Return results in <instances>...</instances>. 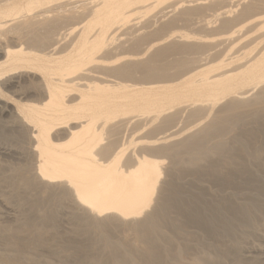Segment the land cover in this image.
<instances>
[{
  "label": "bare ground",
  "instance_id": "1",
  "mask_svg": "<svg viewBox=\"0 0 264 264\" xmlns=\"http://www.w3.org/2000/svg\"><path fill=\"white\" fill-rule=\"evenodd\" d=\"M263 156L264 0H0V264H264Z\"/></svg>",
  "mask_w": 264,
  "mask_h": 264
},
{
  "label": "rangeland",
  "instance_id": "2",
  "mask_svg": "<svg viewBox=\"0 0 264 264\" xmlns=\"http://www.w3.org/2000/svg\"><path fill=\"white\" fill-rule=\"evenodd\" d=\"M176 29H189L190 30V28L188 27H184L183 25H179ZM3 131H4V133L10 138V137H12L11 139L12 140H10L9 138V140L12 142L13 141V135L9 132V131H7L5 128H3ZM7 133H6V132ZM8 134H10V135H8ZM12 135V136H11ZM264 157V156H263ZM189 175L188 176H185V178H184V181L186 182L187 181V185L188 186H186L187 188L186 189H188L189 187H190V185L192 186V184H194V183H191V184H189L190 183V178H192V177H189ZM205 179V181L204 180H202V179ZM187 179V180H186ZM209 179H210V181L211 182H208L209 181ZM189 181V182H188ZM201 181H203V183L201 182ZM215 183H214V182ZM217 180H214V179H212V178H207V177H203L202 176V178L200 179V181H198L200 184H199V186H204L205 185V187H206V189H204V191H203V189L201 190V188L200 189H198L199 191L201 190V193H202V197H206V198H212L211 196H213L212 195V191H210V190H213V192L215 191H217L218 189V191H219V193L220 194H222V195H220V196H225L226 194H228V193H226L227 192V190H228V192L229 191H231V192H234V193H239L240 191H237V189L239 188L237 185H236V187L237 188H235V185L234 186H228V185H225V187H224V185H222V184H219L220 182L219 181H217ZM213 182V183H212ZM219 182V183H218ZM216 183H218V184H216ZM195 185V184H194ZM193 185V186H194ZM220 185H221V187H220ZM193 186H192V188H193ZM198 187L199 188V186L198 185H195L194 186V189H195V187ZM208 186V187H207ZM226 186H227V188H226ZM218 187V188H217ZM210 188V189H209ZM214 188V189H213ZM225 188V189H224ZM231 188H235V189H231ZM224 189V190H223ZM244 189V190H243ZM254 189V190H253ZM256 189V186L255 187H252L251 188V186L250 187H248V186H242L241 187V193H242V191L244 192V194L246 193V192H256L257 190H255ZM208 190V191H207ZM223 190V191H222ZM238 190H240V188L238 189ZM203 191V192H202ZM205 191H207V192H205ZM246 191V192H245ZM209 192H210V194H209ZM225 192V193H224ZM231 192H229V193H231ZM241 193H239V196L237 197V195H236V197H235V195H234V197H235V199H237L238 200V198H239V200L241 199L242 200V198L244 197L243 196V194H241ZM224 194V195H223ZM210 195V196H209ZM242 196V197H241ZM264 197V196H263ZM20 213H17L15 216H14V214L11 216H9V215H7V213H1L0 214V217H2L1 219H0V237H4V235H2L3 233L4 234H6L5 236H7L8 235V233H9V235H15L16 234V232H15V230L14 229H16L15 227H17V228H19V226L25 221V217L24 216H20L19 215ZM263 215H264V213H263ZM257 216V215H256ZM11 217H13V218H15V219H13V218H11ZM260 217V216H259ZM258 216L257 217H255V220L254 221H256V222H252V223H249V224H251V225H249L248 224V226L246 227V229L247 228H249V230L247 229L246 231H248V232H250V233H246V234H249V235H246V234H242V232L241 233H237L236 235H237V238L236 237H233L234 239H237L236 241L238 242V245H240L241 247H243L242 249L243 250H245V249H247V248H251V246L253 247V246H264V240L262 241V238L261 237H258L259 236V234H258V236L257 235H255V234H257V233H255V231H254V229H257V231H259V230H261V231H259V232H264V216H262L261 215V217H263L262 219H261V217L259 218ZM4 218V219H3ZM259 220H258V219ZM3 219V220H2ZM17 219V220H16ZM24 219V220H23ZM16 220V221H15ZM258 221V222H257ZM255 223V224H254ZM2 224V225H1ZM252 224H253V227H249V226H252ZM4 225V227H2ZM10 225V226H12L13 227V229H9L8 228V226ZM6 226H7V228H6ZM192 227H190V230H189V227H188V230H189V232L190 231H192L191 232V235H189V236H191V238H190V240H192L191 241V244L193 245L194 244V247L193 248H191V250L189 251V253L191 254V253H197V252H203V251H205V250H207L208 251V246H209V243H212V242H214V240H215V237H213L212 235H209L208 236V233H206V232H204L203 231V229L200 227V226H198V225H191ZM194 226V227H193ZM198 226V227H197ZM254 226H256V227H260L259 229L258 228H254ZM200 227V228H199ZM4 228V229H3ZM253 228V229H252ZM6 229V230H5ZM9 230L10 231H13L14 232V234H13V232H9ZM253 230V231H252ZM196 233H195V232ZM194 232V235H192V233ZM254 232V233H253ZM12 233V234H11ZM49 232H43V234H45V235H43L45 238H49L50 237V235L48 234ZM28 234L29 235H32V234H30L29 232H23V234H18V236L20 237V235H21V237H25V235H27L28 236ZM38 233H36V235H37ZM51 234V233H50ZM201 234V235H200ZM204 234V235H203ZM241 234V235H240ZM206 235V236H205ZM242 235H246L247 236V238H246V236L244 237V236H242ZM192 236H194V237H192ZM206 237V238H205ZM211 237H213V238H211ZM257 238V239H256ZM261 238V239H260ZM246 240V241H245ZM200 241V242H199ZM241 241V242H240ZM259 241V242H258ZM207 242V243H206ZM56 243V242H55ZM199 243V244H198ZM54 244V242L52 243L51 242V245H52V247H51V245L49 244V245H43L42 247H41V249L40 250H36V249H39V247L38 248H33V249H28V251H30V252H26V253H33L34 255H36V254H41L42 255V253H43V255L44 254H46L48 257H50L49 259L51 260H53V262L54 261H58L59 260V262H63V260L66 258L65 256H63V254L64 255H66V253H63V252H60V245L58 244V246H57V244L55 245H53ZM198 244V245H197ZM47 246H49V247H47ZM196 246V247H195ZM199 246V247H198ZM55 247V248H54ZM245 247V248H244ZM43 248V249H42ZM202 248H204V249H202ZM206 248V249H205ZM56 249V250H55ZM209 249H212V248H210L209 247ZM241 249V250H242ZM31 250H33V252L31 251ZM242 250V251H243ZM248 250V249H247ZM247 250H245V251H241L240 253L242 254V255H246V251ZM34 251H35V253H34ZM41 251H42V253H41ZM56 251V252H55ZM192 251V252H191ZM211 251V250H210ZM58 252V253H57ZM48 253V254H47ZM50 254V255H49ZM190 254L188 255L189 257H190ZM58 256V257H57ZM61 256H63V258L61 257ZM53 257V258H52ZM60 257V259H58ZM189 257H187V258H189ZM242 257V256H241ZM42 258V257H41ZM44 258V257H43ZM41 259V261L43 262H41V264H46V262H44V259H46V258H44V259ZM67 260H65L67 263H69V264H71V262H72V264L74 263V260H72L71 258H66ZM49 260V261H50ZM60 260H62V261H60ZM71 260V261H70ZM46 261V260H45ZM245 261V260H244ZM59 262H57L58 264H62V263H59ZM241 262V263H240ZM239 262V264H248V263H246V261L245 262H243V261H240ZM251 264V263H250ZM254 264V263H253ZM256 264H263V261L262 262H259V263H256Z\"/></svg>",
  "mask_w": 264,
  "mask_h": 264
}]
</instances>
